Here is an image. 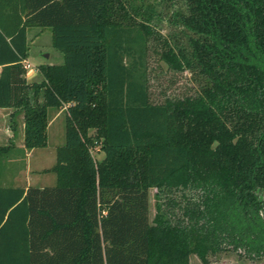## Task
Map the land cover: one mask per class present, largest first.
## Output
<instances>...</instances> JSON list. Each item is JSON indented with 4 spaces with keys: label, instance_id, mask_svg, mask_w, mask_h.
Here are the masks:
<instances>
[{
    "label": "trees",
    "instance_id": "trees-1",
    "mask_svg": "<svg viewBox=\"0 0 264 264\" xmlns=\"http://www.w3.org/2000/svg\"><path fill=\"white\" fill-rule=\"evenodd\" d=\"M158 3L170 40L150 24ZM158 3L0 0V108L21 114L23 147L45 146L48 110L64 109L54 184L0 186V264H207L216 241L264 253V0ZM30 27L50 30L62 61L28 82ZM150 36L194 94L149 99ZM151 188L167 207L150 222Z\"/></svg>",
    "mask_w": 264,
    "mask_h": 264
},
{
    "label": "rangeland",
    "instance_id": "rangeland-1",
    "mask_svg": "<svg viewBox=\"0 0 264 264\" xmlns=\"http://www.w3.org/2000/svg\"><path fill=\"white\" fill-rule=\"evenodd\" d=\"M148 3H158L159 0H145ZM157 9V17L150 23L154 32L160 34L161 38L170 40V34L175 32L170 27L167 19L168 12L161 4L155 6ZM173 7H170V9ZM159 15V16H158ZM172 28V30H171ZM160 40V39H159ZM27 54L28 62L31 64L36 61H44L49 63H60L62 55L59 51L50 45V30L39 27H30L26 30ZM160 42L152 36L148 38L145 50V69L147 77V86L149 99L152 102H160L164 97H177L182 95H192L198 89V83L194 81L192 74L187 70H172L159 59L158 51ZM50 53V57L45 59V55ZM32 69V67H28ZM58 110V109H57ZM48 110V119L51 117ZM56 111V110H54ZM48 122V120H47ZM46 144L43 147L34 148L30 155H22L17 150H10L6 156H0V172L15 175L16 183H22L27 178L24 174V166L28 169L30 179L37 178L44 186L54 184V173L49 170L54 162L55 148L63 143L64 139V109L55 120H51L45 130ZM92 157L97 161L102 157V152L98 150V146L90 148ZM8 158V160H6ZM8 161V162H7ZM28 179V178H27ZM28 181V180H27ZM32 184V183H31ZM186 191L182 194L180 191L174 190L168 197L177 204L169 206L171 214L180 217L185 222V217L181 214V208L184 205ZM184 194V195H183ZM258 197L264 198V192L258 191ZM156 189L151 188L148 191L147 207L148 220L151 222L156 215V208L160 210L165 207L167 197L160 194L156 197ZM159 204V207L156 205ZM158 209V211H160ZM159 213V212H158ZM215 250L206 252L207 264H264V253L259 256L248 258L242 248H234L225 241H216L213 244ZM189 264H202L196 254H190Z\"/></svg>",
    "mask_w": 264,
    "mask_h": 264
},
{
    "label": "crops",
    "instance_id": "crops-1",
    "mask_svg": "<svg viewBox=\"0 0 264 264\" xmlns=\"http://www.w3.org/2000/svg\"><path fill=\"white\" fill-rule=\"evenodd\" d=\"M49 57H50V53L46 54L45 59H48ZM22 63L23 65H26L24 77L28 82L40 80V75L36 70L37 65L59 64V63L44 62L41 60L32 62L30 64L28 62V54L26 55V58L22 61ZM28 67H32V69H28ZM60 113H61V108L56 111L53 110V112L51 111L50 112L51 117L48 119L46 127L51 122V120H55ZM0 146L6 148L5 149L6 151L2 156H6L7 154H9L10 150L12 149L17 150L19 153H22V155L24 156L26 155L28 156L31 154V152L34 149V148L25 149L23 147L21 114L20 113L12 114V108L10 107L0 108ZM6 160H8V158H6ZM24 174L28 179L26 178L22 183H16L15 181H17V177L15 175L5 174L3 172H0V186L12 185V186H20L23 188H26L28 186H38V187L44 186L43 183H41L37 178H34L32 180L30 179L26 164L24 166Z\"/></svg>",
    "mask_w": 264,
    "mask_h": 264
},
{
    "label": "built area",
    "instance_id": "built-area-1",
    "mask_svg": "<svg viewBox=\"0 0 264 264\" xmlns=\"http://www.w3.org/2000/svg\"><path fill=\"white\" fill-rule=\"evenodd\" d=\"M26 65H24V67H25Z\"/></svg>",
    "mask_w": 264,
    "mask_h": 264
},
{
    "label": "water",
    "instance_id": "water-1",
    "mask_svg": "<svg viewBox=\"0 0 264 264\" xmlns=\"http://www.w3.org/2000/svg\"><path fill=\"white\" fill-rule=\"evenodd\" d=\"M46 56V55H45Z\"/></svg>",
    "mask_w": 264,
    "mask_h": 264
}]
</instances>
